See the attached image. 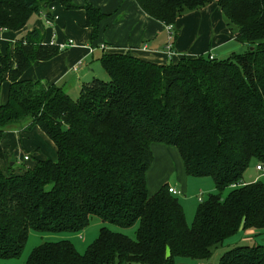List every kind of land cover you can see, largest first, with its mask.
Segmentation results:
<instances>
[{
  "label": "trees",
  "instance_id": "trees-1",
  "mask_svg": "<svg viewBox=\"0 0 264 264\" xmlns=\"http://www.w3.org/2000/svg\"><path fill=\"white\" fill-rule=\"evenodd\" d=\"M134 1L166 25L214 1L241 48L163 63L101 51L108 78L92 77L75 96L58 83L21 77L61 48L40 28L0 50V89L9 81L0 101V264L21 256L31 229L75 232L92 217L136 223L134 235L102 223L83 250L67 237L45 239L22 264H195L218 247L217 264H264V177L243 179L252 160L264 164V0ZM55 2L81 7L89 41L97 37L104 13L72 0H0V33L22 28L33 13L50 15ZM34 126L56 158H35L18 171L2 166L7 128ZM153 142L175 146L187 175L213 180L216 192L198 201L190 223L166 183L148 192ZM238 230L244 239L226 243Z\"/></svg>",
  "mask_w": 264,
  "mask_h": 264
},
{
  "label": "crops",
  "instance_id": "crops-1",
  "mask_svg": "<svg viewBox=\"0 0 264 264\" xmlns=\"http://www.w3.org/2000/svg\"><path fill=\"white\" fill-rule=\"evenodd\" d=\"M72 1L77 5L89 2L104 13L98 23L97 37L91 42L89 41L90 27L83 25L84 10L81 7L64 8L57 2L53 3V13L56 14V18L52 20V23L46 21L44 13H33L22 28L1 31V51H4L7 46H12L15 38L20 37L26 30L33 27H38L43 31L45 41L54 38V42L60 43L68 38L72 39L70 44L60 48L51 58L33 62L22 73V78L39 79L44 85L58 83L68 93L73 94L78 93L81 83L88 82L92 77L104 78L99 72H95V63L99 62L97 57L101 51H128L140 58L163 63L170 59L175 60L180 55H196L207 50L211 52L212 48L216 50L214 53L211 52L215 56H224L232 50L241 48V43L235 40L224 24L221 12L214 1L182 13L175 18L172 24L168 25L148 16L134 0ZM168 32L172 48L171 54L165 52ZM99 44H103V47H98ZM8 87L9 81L7 80L1 84V102L7 99ZM31 129L9 128L5 135L11 132L10 137L17 146V153H20L18 143L24 141L25 146L30 150H35L34 159L48 157L42 154L38 141L32 137ZM2 146L4 161L11 159L5 154L3 143ZM150 147L152 160L145 174L148 192L152 193L162 183H166L179 191L175 194L181 193L184 196L188 190L190 178L184 172L182 159L176 147L160 142H153ZM28 158H30V154ZM255 164L254 162L253 169L257 171L258 175H253V171L246 173L243 178L245 181L264 177L262 175L263 168L256 169ZM227 190L226 187L225 191ZM198 194L201 195L200 190H198L196 199ZM179 203L187 222L185 205L181 200ZM188 216L190 215L188 214ZM85 233L78 232L76 237L82 239ZM70 238L72 237L70 236ZM176 264L190 263L184 260L178 261Z\"/></svg>",
  "mask_w": 264,
  "mask_h": 264
},
{
  "label": "rangeland",
  "instance_id": "rangeland-1",
  "mask_svg": "<svg viewBox=\"0 0 264 264\" xmlns=\"http://www.w3.org/2000/svg\"><path fill=\"white\" fill-rule=\"evenodd\" d=\"M33 17H31V18H33ZM215 51H216L215 49H213V48L211 49L212 53H214ZM217 57H219V55ZM95 68H96L95 72L96 73L99 72V74L104 77L103 79L108 78L106 72L103 70V68L101 67L99 62L95 63ZM75 95H77V92L71 94V96H75ZM9 128L10 127H8L7 130H9ZM11 128H13V127H11ZM33 128L31 129L33 131L32 137H34L38 141V145H39L41 151L43 152L42 154L55 159L56 158V151L54 149V145L51 142V140L40 130V128H36V127H33ZM11 135H12L11 132H9L8 134L4 135L5 137H3V139H2V143L5 147V154L8 155L7 157H9L11 159H6L5 161L2 160L1 164H2V166L6 167L7 162L10 164L11 161H13V163L10 164L12 166L11 168H13V170H15V171H18V170L22 169L23 167H25L27 164L33 163L34 157L36 154L34 152L35 151L34 149L30 150L29 147L25 146L24 141L21 143H18L20 153H17V148H16L17 146L11 140V137H10ZM28 151H29V153H28ZM25 152L30 154L29 159L23 158L22 155ZM254 162H255L254 160H252V162H250V164L244 170L243 175L246 173L252 172V171H253V175L254 174L258 175L257 171L253 169ZM262 168L264 170V164H262ZM188 176L190 178V183L188 185L189 186L188 190L185 192V195L182 196L183 194L179 193V194H175L174 196H176V198L179 200V202H180V200L183 201V204L185 205V210L187 211V212H185V216H186L187 222L190 223L191 220L193 219V215L195 212L196 205L198 204V200L196 199V195L198 193V190L201 191V198L203 199L206 197L207 193H215L216 189L214 187L212 178L208 175H203V176L188 175ZM225 192H226L225 188L223 190H221L222 194H224ZM188 214L190 216H188ZM102 223H104L105 225H107L110 228H118L119 230L123 231L124 233H126L129 236L134 235V229L136 227V223H133V224L126 226V227H119V226L115 225L114 223H109L106 221L102 222L98 217H92L90 219V221L88 222V224L84 228H82L81 230L75 231V232L61 231L58 233H54V232L37 231V230L31 229L29 232V237L27 239V242L25 244V247L23 249L21 256L17 259H12L10 262L12 264H22L24 259L26 258V256L30 252V250L33 248V246H35L40 241H43L45 239H56L59 237H67L73 243V245L76 247L77 250H79V251L83 250L84 247L86 246V244L88 243V241H91V239H93L96 236L97 228ZM78 232H81V233L86 232V233L82 236L83 237L82 239H78L76 237ZM244 235H245L244 231L238 230L236 233H234L232 236H230L227 240H225V242L228 243V242L234 241L237 238H243ZM70 236L72 238H70ZM83 240H84V242H83ZM222 249H223V247L222 248L218 247V248L214 249L212 254L208 258L200 259L198 262H200L201 264H217V259H218V256L220 255V253L222 252ZM189 263L193 264V262H189ZM121 264H140V263L126 262V263H121Z\"/></svg>",
  "mask_w": 264,
  "mask_h": 264
},
{
  "label": "built area",
  "instance_id": "built-area-1",
  "mask_svg": "<svg viewBox=\"0 0 264 264\" xmlns=\"http://www.w3.org/2000/svg\"><path fill=\"white\" fill-rule=\"evenodd\" d=\"M53 9H54L53 4H50V5H49V10H50V12H51L50 15L44 13L45 19H46V21L49 22V23H52V20H53L54 18H56V14L53 13ZM47 42H50V43H56V42H54V38H51V40H50V41H47ZM71 42H72V39H71V38H68L66 41H64V42H60V43H56V44H58V46L62 48V47H64L65 45L70 44ZM98 47H103V44H99ZM165 52H166V54H171V53H172V48H171V42H170V35H169V32H168V38H167V41H166V44H165ZM212 56H213V54L208 50V57H212ZM23 158H24V159H27V158H28V154H27V153L24 154V155H23ZM261 167H262V163H256V164H255V168H256V169H260ZM262 175L264 176V173H263V172H262ZM167 190H168L169 192L173 193V194L179 192L178 190H176V188H174L173 186H170V185L167 186ZM197 200H198V201L201 200V195L198 194V196H197ZM195 264H201V263L197 261Z\"/></svg>",
  "mask_w": 264,
  "mask_h": 264
}]
</instances>
